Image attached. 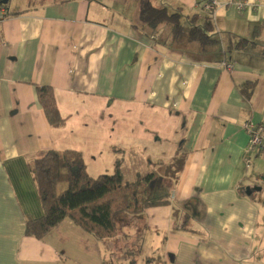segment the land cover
I'll return each mask as SVG.
<instances>
[{"label":"crops","instance_id":"1","mask_svg":"<svg viewBox=\"0 0 264 264\" xmlns=\"http://www.w3.org/2000/svg\"><path fill=\"white\" fill-rule=\"evenodd\" d=\"M233 1L253 9H219L205 53L145 37L138 0L0 5V264H264V156L247 153L243 129L264 125V0ZM154 2L204 16L196 0ZM36 86L52 88L61 124L47 123ZM50 150L80 153L91 178L111 175L120 152L124 183L185 159L151 189L169 204L119 216L114 237L65 219L37 240L24 234L41 215L32 164Z\"/></svg>","mask_w":264,"mask_h":264},{"label":"trees","instance_id":"2","mask_svg":"<svg viewBox=\"0 0 264 264\" xmlns=\"http://www.w3.org/2000/svg\"><path fill=\"white\" fill-rule=\"evenodd\" d=\"M134 27L157 45L166 48L180 49L186 44H196L205 53L219 45L216 27L205 16L184 15L180 9L170 11L167 7L157 8L151 0H138ZM257 29L259 27L255 28L254 33ZM248 44H253V41L240 40L234 49L240 50ZM35 90L47 123L51 126L61 124L64 119L58 112L52 88L36 86ZM252 90L250 83L241 87L246 99H250ZM184 159V154L179 150L169 164L138 177L132 183H124L120 152H116L111 175L91 178L86 173L80 153L70 150L47 151L32 164L41 215L25 222L24 234L41 240L68 219L98 240L110 239L117 233L116 219L119 216L139 215L147 208L169 204L167 200L152 199L151 189L161 176L175 182L182 171Z\"/></svg>","mask_w":264,"mask_h":264},{"label":"built area","instance_id":"3","mask_svg":"<svg viewBox=\"0 0 264 264\" xmlns=\"http://www.w3.org/2000/svg\"><path fill=\"white\" fill-rule=\"evenodd\" d=\"M196 2L200 5L204 16L214 25L216 21V12L225 6H232L239 12L253 9V6L247 2H235L233 0H196ZM7 15V9L0 6V23ZM159 33L160 32H158V34ZM154 37H156V35ZM0 44H2L1 39ZM221 66L225 71H230L232 68L230 63L226 61L222 62ZM243 129L248 136V144L246 148L247 153L256 151L260 155L264 156V125L246 122L243 125Z\"/></svg>","mask_w":264,"mask_h":264},{"label":"water","instance_id":"4","mask_svg":"<svg viewBox=\"0 0 264 264\" xmlns=\"http://www.w3.org/2000/svg\"><path fill=\"white\" fill-rule=\"evenodd\" d=\"M7 3V0H0V5H5Z\"/></svg>","mask_w":264,"mask_h":264},{"label":"rangeland","instance_id":"5","mask_svg":"<svg viewBox=\"0 0 264 264\" xmlns=\"http://www.w3.org/2000/svg\"><path fill=\"white\" fill-rule=\"evenodd\" d=\"M153 5H154L155 7L158 6V4H156L155 2L153 3ZM170 11H172V10L170 9ZM185 27H187V26H185Z\"/></svg>","mask_w":264,"mask_h":264}]
</instances>
